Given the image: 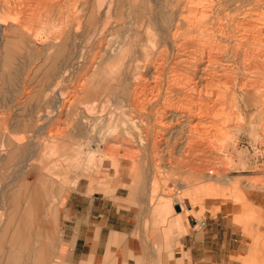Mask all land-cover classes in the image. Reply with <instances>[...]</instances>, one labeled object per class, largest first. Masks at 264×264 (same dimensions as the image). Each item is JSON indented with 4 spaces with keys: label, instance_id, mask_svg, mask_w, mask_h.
Listing matches in <instances>:
<instances>
[{
    "label": "rangeland",
    "instance_id": "1",
    "mask_svg": "<svg viewBox=\"0 0 264 264\" xmlns=\"http://www.w3.org/2000/svg\"><path fill=\"white\" fill-rule=\"evenodd\" d=\"M60 1L53 4L7 3L4 6H1L0 2V15L5 6L10 9L20 8L23 15L19 19L1 18L3 21L0 19V22H4L1 23L6 36L4 42L7 36H10L17 42V52L20 51L19 48L23 51L16 58L11 70L15 73L14 83L19 91L11 90L8 84L0 79V86L3 87V91L0 92V184L23 175L33 182H36L38 176L45 179L43 184L45 193L39 198L45 203V236L52 229L56 234V243L59 240L58 214L65 196L62 210L68 198L67 206L71 205L79 220L82 212L90 206L94 195L108 196L116 203L124 204L127 201L126 196L131 195L132 187L147 191L148 200L142 199L140 202L145 210L142 219L147 227L146 237L155 245L157 241L154 238L162 236L163 244L165 243L169 249L174 245L181 246L183 234L207 229L212 240L214 238L212 234L218 232L221 224H225L228 232L226 255L223 256L218 250L216 235L215 241H211L214 251L210 264H264V206L257 205V201L264 202L263 126L255 130L249 126L228 129L224 135H220V140H215V146L207 150L208 155L199 156V152L196 151L191 160L187 150L182 153L176 149L177 147L171 146L169 150L162 152L163 154L167 152L164 155H170V159L157 160L154 156L159 155L155 153H159L160 148L148 150L142 146L138 147L135 143L125 144L119 140L123 139L125 126L130 122L132 100L130 103L127 101L121 103V108L118 109V114L126 111L124 115L128 116L124 117L123 121L126 120L123 124L119 122L118 136L114 139L112 133H108L110 117L107 113L113 103L112 92L118 89V93L122 91L127 94L130 87L122 88L121 85H125L126 82L131 85L129 80L137 79V76L132 78L127 66L121 68L124 72L120 83L118 81L109 83L107 80L99 91L92 89L86 94L81 91L84 89L82 86L87 85L90 62L102 53L110 34L118 33L130 37L133 42L137 40L132 49H137L139 58H144L146 49L152 48V43L148 42L154 35L157 33L167 35L165 29L170 19L168 2L172 0H122L117 9L114 6L112 10L104 0L94 3L93 0L89 2L79 0V3L78 0ZM99 9L100 17L88 18V11L93 10L97 13ZM228 11L230 10H222V22L226 23L230 15L236 17L237 13L228 15ZM33 12L36 15L32 14ZM237 17L240 16L237 14ZM16 32L21 33L19 35L21 38ZM27 49L34 52V55L27 54L25 52ZM37 51L40 52L39 56ZM1 55L0 51V72L4 69ZM36 65L41 66L38 68ZM142 65L139 62L135 63L133 71L141 69ZM44 78L45 95H39L36 100H28L24 92L35 91L37 84ZM46 83L49 84L48 87ZM69 107H72L70 117L65 118V110ZM78 117L87 123L81 126V134L75 127L78 124ZM254 117L260 118V111H256ZM44 118L45 130L41 131L38 127L44 122ZM250 120L252 121V118L249 117L248 124L254 125L255 121ZM232 137L236 141L235 146L228 147L227 151L221 153V142ZM74 139L81 142V145L76 144ZM18 142L22 144L23 149L19 150L14 158L9 157V151H12ZM42 146L45 148L42 149ZM235 150L237 153H234V156L239 154L241 157L238 163L236 160L231 161L232 152ZM178 153L179 155L185 153L184 158L179 161L183 164L177 160ZM78 154L79 164L82 165L79 168L78 164L79 173L75 167L67 169ZM148 156L150 162L147 160ZM195 161L196 163L199 161L200 166ZM203 162L204 165H201ZM194 176L197 177L194 179ZM17 183L18 181L15 182ZM81 187H88V191L92 192H86V188L83 191L76 190ZM5 194L4 191H0V228L11 221L21 220L25 222L22 226H25L32 222L30 215H33L31 218L34 219L35 226L37 222L42 221L41 215L32 214L29 212L30 209L23 207L25 198H15L11 202L8 193L7 196ZM143 195L141 191L133 196L142 198ZM20 202L23 203L20 205ZM29 203L32 204L30 199ZM29 203L27 202V205L30 206ZM148 203L153 207H149ZM10 205L17 210L16 213L7 212ZM176 206L179 207L178 211ZM66 216L68 215H62L60 221L62 227L65 220H69ZM25 217L29 222H26ZM85 219L89 220L88 216H85ZM25 232L19 229L17 233L21 237L25 236ZM37 232L35 230V233ZM1 236L4 237L0 231ZM46 259L45 264H66L63 257L54 256L53 252L47 255Z\"/></svg>",
    "mask_w": 264,
    "mask_h": 264
},
{
    "label": "bare ground",
    "instance_id": "2",
    "mask_svg": "<svg viewBox=\"0 0 264 264\" xmlns=\"http://www.w3.org/2000/svg\"><path fill=\"white\" fill-rule=\"evenodd\" d=\"M58 1L60 0H0L1 6L7 3L16 5L26 3L53 4ZM96 1L98 0H93V3ZM104 1L108 2L109 8L112 10L114 6L117 9L122 0ZM168 4L170 19L165 29V34L167 35L155 34L154 38L148 42V44L152 43V48H145V57L139 58L138 50L132 49L136 45L137 40L133 42L130 37L121 36L118 33L110 34V37L106 38L107 43L103 51H101L102 53L90 62L91 68L87 74V85L82 86L84 89L81 91L85 94L92 89L99 91L107 80L109 83L110 81H118L120 83L122 81L121 75L124 72L121 71V68L127 66L130 69L132 78L137 76V79L136 81H133V79L129 80L131 85H128L127 82L125 85H121L122 88L125 86H128L127 88L130 87L128 92L125 90L127 94L122 93V91L118 93V89L114 87L115 91L111 94L113 103L107 113L110 117V132L108 133H112L114 139L118 136V128L120 126L118 124L119 122L123 124L126 120L123 121L124 114L127 113L125 111V113L121 112L122 114H118V109L121 108V103L126 101L130 103V100H132L131 107L130 105H125L132 108L130 110L132 114L130 115V122L125 126L124 137L119 140H122L125 144L135 143L138 147L142 146L148 150L149 148L158 147L160 151L155 154L159 155L154 157L165 161L170 159L169 157L171 156L164 155L167 152L164 154L162 152L169 150L171 146H175L177 147L176 149L180 150H176L177 152L183 153L187 150V155L192 160L196 151L199 152V156L208 155L206 152L215 144V140L219 139L220 135H224L230 128L245 126H249L254 130L255 128L261 129L262 126L264 128V0H172ZM221 8H225L222 10H230L228 15L237 13L240 17H237V14L235 15L236 17L230 15L226 23L222 22ZM20 10V8L10 9L5 6L0 19H19L23 16ZM99 11L100 9L97 13L95 12L96 14L93 10L88 11V18L93 16L96 18L100 17ZM32 14H35V12ZM115 16L117 17V14ZM1 23L4 22H0V51L3 55V62L8 65L6 62H12L13 54L17 52L18 49L16 47L18 45L15 39H11L10 36H7L4 42L6 36L2 30ZM16 34L21 38L19 36L21 33L18 34L16 32ZM62 48L63 46H61ZM138 62L143 65L141 69L135 72L132 67ZM46 85L48 87L49 84L46 83ZM70 108L72 109V107H69L65 110V118L70 117ZM94 110L96 109L94 108ZM256 111H260V118L254 117ZM249 114L250 116H248ZM249 117L252 118V121H255L254 125L252 123L248 124ZM121 118L122 120H120ZM252 121L250 120V122ZM77 122L78 124L75 127L76 129L78 128L79 134H81V126H85L86 121L83 119L79 120L78 117ZM122 127L124 128L123 125ZM74 140L76 144L81 145V142H78L77 139ZM235 142L233 137L225 138L221 142V153L227 151L228 147L235 146ZM107 146L109 145L107 144ZM204 151L205 153H203ZM234 153H237L236 150L232 152L233 160L231 161L235 162L236 160L238 163L241 157L239 154L234 156ZM174 154L177 155L176 153ZM184 156L185 153L181 155L178 153V158L176 157L178 162ZM149 157H147V160L149 159L150 162ZM195 159L198 158L195 157ZM197 163L199 165V161ZM191 164L190 166L194 163ZM201 165H204V162ZM194 166L198 167L195 164ZM170 169L172 168L170 167ZM197 173L194 174L196 175ZM195 177L197 176H194V179ZM212 178L213 176L210 177V179ZM56 188L58 189V187ZM40 190V182L39 186H34V190L33 188L29 190L26 184H20V187L18 186L15 191L9 192V194L17 195V198H24L27 191L35 192ZM22 203L20 202V205ZM23 207L26 209L27 205L25 204ZM178 209L179 207L176 206V210ZM33 213L35 214V212ZM30 216L32 217L33 215ZM20 217L22 218L23 216L21 215ZM31 217L30 221L33 222L34 219ZM11 220H13L12 216ZM18 222H21V224L18 223V227L25 223L22 220ZM31 230L33 229L31 228ZM31 234L33 233L31 232ZM19 238L17 243H19ZM42 239L44 240V238Z\"/></svg>",
    "mask_w": 264,
    "mask_h": 264
},
{
    "label": "crops",
    "instance_id": "3",
    "mask_svg": "<svg viewBox=\"0 0 264 264\" xmlns=\"http://www.w3.org/2000/svg\"><path fill=\"white\" fill-rule=\"evenodd\" d=\"M19 50L20 51L13 54L12 62H6L8 65L1 61L4 69L0 72V79L3 80V83L8 84L13 91H19L14 83L15 73L13 74L11 71L16 58L23 53L21 48H19ZM27 50L28 51H25L27 54L34 55V52H31L29 49ZM38 54H40V52L37 51V56H39ZM2 58L1 55V59ZM40 66L41 65H36L38 68ZM44 83L45 78L40 81V84H37L39 87H36L34 92H24V96L28 100H36L35 98L45 93ZM2 91L3 87L1 85L0 92ZM44 125L45 118L44 122L39 124L38 129L44 131ZM41 148L44 149L45 146ZM21 149H23V146L18 142L13 150L9 151L8 156L14 158ZM79 157L80 155L78 154L75 161L67 167V169L75 167L76 171L79 173ZM81 166L82 165L79 164V168ZM146 178L145 174V179ZM17 181L18 183L15 184ZM39 182L41 190L35 192L27 191L24 198L26 200L30 199L31 201L34 199L30 206L27 205L26 201L25 204L27 208L30 209V213L34 214L33 212H35V214L41 215L42 221L38 223L36 227L33 222L31 224L27 223L25 225L26 227L22 225L18 227V222L13 221L1 225L0 231L5 238L2 236L0 237V264H18V262H24V264H45V261H47L45 257L52 252L54 256L63 257L66 264H210L214 251L211 241H215L216 235L218 250L221 251L223 256L226 255L228 232L225 224H221L218 232L212 234L214 237L212 240L210 239L211 235L207 229L200 232L183 234L181 236V246L174 245L170 249L165 243L163 244L162 236L154 238L157 241V245L152 243V241L150 239L148 240L146 237L145 230L147 227L145 226V221L142 219V214L145 210L140 203L142 199H147V191L145 189L132 187L130 188L131 195L126 196L127 201L124 204H118L113 198L108 196L94 195L91 199L90 206L87 210L82 212L83 215L79 220L76 212L72 210L71 205L67 206L69 202L68 198L62 210L65 196L58 214L59 240L58 243H56V234L52 229L49 231L48 237L45 236V203L39 200L45 193V186L43 185L45 179L42 176H38L36 182L30 181L25 175L10 178V180L0 184V191H4L6 196L8 193L9 199L12 201V199L17 198V195H10L9 192L15 191L18 186L20 187V184L25 183L27 187H29V190L32 188L34 190V186H39ZM84 188H86V192L91 193L93 184L90 186V192L88 191V187H81L76 190L83 191ZM141 191L144 193V197L140 198L139 196H133L138 195ZM28 200L27 202L29 203ZM257 205L262 207L264 206V202L257 201ZM148 206L153 207L149 205V203ZM14 209L15 208L10 205L7 212L11 214L16 213ZM65 214L68 215L66 217H68L69 220H65L62 227L60 221L62 215ZM85 216H88L89 220L85 219ZM31 228L33 230H31ZM34 228L38 230L37 234ZM19 229L25 230L26 236H21L19 238V236H17V231ZM31 232L33 234H31ZM18 238L19 243H17ZM42 238H44V240ZM45 251L47 253H45Z\"/></svg>",
    "mask_w": 264,
    "mask_h": 264
}]
</instances>
